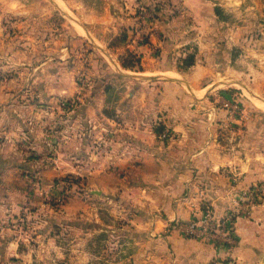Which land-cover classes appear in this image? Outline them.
<instances>
[{
  "label": "rangeland",
  "instance_id": "obj_1",
  "mask_svg": "<svg viewBox=\"0 0 264 264\" xmlns=\"http://www.w3.org/2000/svg\"><path fill=\"white\" fill-rule=\"evenodd\" d=\"M36 4L39 9L46 6L52 9L44 17L33 12L28 18L18 15L2 22L0 112H5V116L0 118V130L14 129L8 125L13 119L8 112L14 93L20 94L18 103H30L35 111L46 114L57 111L58 120L53 116L43 117L44 123L47 122L44 137L48 142L44 149L37 153L28 146L23 154H28L30 160L59 157L62 171L49 182H43L39 175L33 176L21 213L0 220V264H110L105 253L111 236L118 238L127 230L132 233L127 227L135 226L133 218L147 215L136 205L126 206L121 197L105 193L115 184L120 185L119 172L127 169L126 165L116 163L124 153L122 149L127 147L123 142L126 137L119 129L120 115L114 118L110 129V123L101 119L94 122L95 129L85 121L78 138L71 136L70 122L85 108L92 107L89 101L94 94L110 97H106L107 110L132 108L135 102L126 98L128 88L135 91L137 86L148 84L147 78L156 76L165 78L153 81L157 87H164L166 79L184 82L194 74L191 67L197 60L214 67L212 81H216L204 90L196 86L194 97L219 105L216 100L219 93H233L242 108L252 113L257 111L258 117L251 124L257 128L254 137L263 142L264 108L258 103L264 101V0H199L190 8L181 0H38ZM74 20L86 29L81 33L76 31L81 35L77 38L67 31V25ZM152 40L161 44L155 52L160 56V68L175 66L176 72L154 70L153 62L142 64L143 52L136 45ZM69 53L75 61L70 60V55L66 57ZM192 54L193 64L179 69L181 59ZM27 77L31 80L29 84L24 81ZM13 78H19L21 83L9 84L7 80ZM66 78L73 83L70 90L68 85L60 84ZM148 119L161 140L172 138V129L163 116ZM221 122L228 127L237 124ZM17 144L23 149V140L19 139ZM130 175L136 179L134 173ZM44 186H47L45 190ZM251 186L261 188L253 207L264 204V180ZM33 192H37L38 202L31 203ZM198 198L199 207L202 202L211 203L202 196ZM236 198L241 197H232L231 205L222 215L234 208ZM240 205L245 206L246 201ZM251 214L252 211L238 216ZM185 223L177 222L184 236ZM233 234L232 245H235L234 224ZM17 238L22 242L19 250L12 245ZM60 238L79 239L82 242L79 248L85 250L82 255L86 257L60 261ZM90 250L97 257H92ZM216 261L227 264L230 260L215 258L214 264ZM113 264L121 262L113 260Z\"/></svg>",
  "mask_w": 264,
  "mask_h": 264
},
{
  "label": "crops",
  "instance_id": "obj_2",
  "mask_svg": "<svg viewBox=\"0 0 264 264\" xmlns=\"http://www.w3.org/2000/svg\"><path fill=\"white\" fill-rule=\"evenodd\" d=\"M36 1L0 0V34L6 18H17L18 15L27 17L33 12L38 17H44L52 9L50 6L39 9L35 6ZM181 1L190 8L199 0ZM26 3L31 6L28 7ZM67 28L70 35L74 33L71 37L76 38L81 36V31H86L76 20ZM152 43L136 45L143 52L142 64L153 62L154 70L158 68L161 73L170 74L176 72L173 69L175 66L160 68V56L155 52L159 51L157 47H161V44H155L154 40ZM2 47L0 42V49ZM69 55L70 60L75 61L70 53L66 57ZM191 68L194 74L185 78L184 82L166 79L164 87H157L153 81L165 78L156 76L147 78L150 83L137 86L135 91L128 88L126 98L130 97L128 100L135 102L132 108L107 110L106 99L110 97L94 94L89 101L92 107L85 108L70 122L71 136L78 138L81 135L77 133L83 129L81 127L85 126V121L95 129L94 122L101 119L110 123V129L114 118L120 115L119 129L126 137L123 142L127 147L122 149L124 153L116 163L126 165L127 169L119 172L120 185L115 184L105 193L121 197L126 206L136 205L147 215L133 218L135 226L127 227L132 233L127 230L118 238L111 236L105 253V259L110 264L118 259L121 264H154L155 261L159 264H214L215 258L229 259L227 264H264V204L253 207L250 217L237 216L234 222L237 236L235 245L186 237L177 225V222L184 224L199 213V196L209 200L216 213L221 215L231 205L232 197H239L249 186L264 180V141L254 137L257 128L251 124L258 117L257 111L252 113L243 108L242 114L231 116L223 103L233 99L230 92L216 96L219 105L196 99L192 94L197 90L196 86L200 85L204 90L216 81H212L214 67L196 60ZM16 81L21 83L19 78L7 80L9 84ZM24 81L28 84L31 82L28 77ZM62 83L68 85L69 90L73 87L70 79H61ZM17 95L20 94L12 95L15 98L8 112L13 118L8 125L11 124L14 129L11 132L0 130V220L21 213L28 183L33 176L39 175L43 182H49L62 171L59 157L30 160L28 154H23L28 146L30 149L34 147L37 153L44 149L48 142L44 137L47 122L44 123L43 117L49 119L53 116L58 120L60 115L53 110L47 114L35 111L30 103H18ZM38 112L44 114L39 115ZM4 113L0 112L1 120ZM158 115L163 116L172 129V138L163 141L150 127L148 118ZM221 121L237 124L228 127ZM19 139L24 141L23 149L17 144ZM132 173L136 179L130 175ZM112 177L115 179V175L112 174ZM36 193L31 194V203L39 201ZM103 193L101 190L100 194ZM96 220L99 222V218ZM110 228L113 229V225ZM78 240L64 241L60 238V261L80 259L86 253L79 248L82 242ZM20 241L17 238L12 242L16 250L21 246ZM88 253L97 257L94 251Z\"/></svg>",
  "mask_w": 264,
  "mask_h": 264
},
{
  "label": "built area",
  "instance_id": "obj_3",
  "mask_svg": "<svg viewBox=\"0 0 264 264\" xmlns=\"http://www.w3.org/2000/svg\"><path fill=\"white\" fill-rule=\"evenodd\" d=\"M223 103L231 116L243 113V108L236 98L231 99V101H224ZM260 190L261 188L257 186L247 188L239 196L241 198L233 200V206L235 204L234 208L223 215H217L211 203H206V201L202 202L199 207L198 216L185 223V235L188 237L208 239L216 244L232 245L234 242V217L239 214H250L255 203L254 200ZM242 201H246V207L240 205ZM215 264L222 263L216 261Z\"/></svg>",
  "mask_w": 264,
  "mask_h": 264
},
{
  "label": "trees",
  "instance_id": "obj_4",
  "mask_svg": "<svg viewBox=\"0 0 264 264\" xmlns=\"http://www.w3.org/2000/svg\"><path fill=\"white\" fill-rule=\"evenodd\" d=\"M215 11H216V13H219L218 6L215 7ZM181 60L183 61L182 65L178 64L177 67L179 69L187 68V67L191 66L193 64V62H194V60H193V54L192 55H187V57H184Z\"/></svg>",
  "mask_w": 264,
  "mask_h": 264
},
{
  "label": "bare ground",
  "instance_id": "obj_5",
  "mask_svg": "<svg viewBox=\"0 0 264 264\" xmlns=\"http://www.w3.org/2000/svg\"><path fill=\"white\" fill-rule=\"evenodd\" d=\"M58 1H59V0H58ZM60 2H61V1H60ZM233 83H234V81H233ZM256 99H257V98H256ZM255 104H256V103H255ZM258 104H259L260 107H263V108H264V101H260Z\"/></svg>",
  "mask_w": 264,
  "mask_h": 264
}]
</instances>
